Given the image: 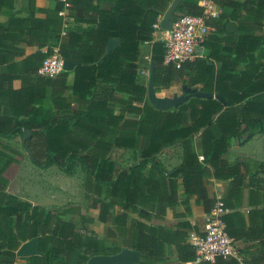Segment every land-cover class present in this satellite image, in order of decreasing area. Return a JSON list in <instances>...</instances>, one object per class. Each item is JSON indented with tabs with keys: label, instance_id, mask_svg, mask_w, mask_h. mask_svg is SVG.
Returning a JSON list of instances; mask_svg holds the SVG:
<instances>
[{
	"label": "trees",
	"instance_id": "1",
	"mask_svg": "<svg viewBox=\"0 0 264 264\" xmlns=\"http://www.w3.org/2000/svg\"><path fill=\"white\" fill-rule=\"evenodd\" d=\"M66 1L67 15L76 24L66 31L60 0L44 9L29 0L26 16L0 22V138L19 135L38 167L56 165L70 174L79 165L88 206L97 210L103 224L101 235L84 231L91 222L85 214L79 213L76 223L63 218L64 213L7 192L3 172L15 158L0 148V264H16L18 247L36 236L38 253L22 257L25 264H86L92 256L113 255L124 247L139 254L136 264H164L166 245H173L180 262H191L195 248L190 222L184 217L170 226L162 222L170 209L180 202L186 205L190 198L209 212L215 200L205 187L208 170L217 179L237 178L238 163L228 164L223 154L234 138L249 139L263 130L264 0L248 8L252 26L261 34L248 32L233 12L236 33L227 32L229 17L221 13L214 22L215 42L207 45L213 61L195 59L179 68L164 63L163 42L153 38V24L172 0ZM12 2L0 0V10L12 8ZM219 5L236 10L240 0H219ZM39 10L45 17L34 15ZM180 14H200L197 0H182L173 16ZM110 38L119 43L106 52ZM143 42L152 43L156 92L176 83L186 88L199 85L200 91L222 96L228 105L217 98L192 96L168 110L155 108L137 72ZM21 43L37 49L15 61L17 53L9 48L14 46L20 56ZM54 48L74 67L53 77L39 74L42 60ZM70 72L73 79L68 84ZM174 144L180 146L181 159L168 169L156 155ZM116 147L130 149L134 163L119 168L111 157ZM109 203L116 206L115 212L109 211ZM227 217L222 216L225 223ZM227 232L232 236L228 225ZM261 244L260 256L244 264H264V241ZM204 264L240 261L219 256Z\"/></svg>",
	"mask_w": 264,
	"mask_h": 264
},
{
	"label": "crops",
	"instance_id": "2",
	"mask_svg": "<svg viewBox=\"0 0 264 264\" xmlns=\"http://www.w3.org/2000/svg\"><path fill=\"white\" fill-rule=\"evenodd\" d=\"M56 1L57 0H34V6L39 9L51 8L55 5ZM258 1L259 0H253V1L250 0L248 2L246 0H240V6L238 7V9L235 10L234 8L229 6L222 7L221 5H219V0H218L217 4L221 9V13H226L227 16L229 17L228 20H225L228 21L226 23L225 30L227 32L236 33L235 31L236 19L232 20L233 19L232 12H233V15H235L239 21L243 22V26L246 28L248 32L256 35L261 34V31L259 30L257 31L256 28L252 26V21L250 20L252 16V10H248L249 7L255 8ZM197 2L200 6V0H197ZM28 3L29 0H13L12 8L10 9L2 8L0 10V22L5 23L8 20V18L11 16H20V17L26 16L28 14ZM34 15L36 17H41V18L45 17V14L40 12V10L35 12ZM62 17H63V31L76 27V24L73 22L72 18L67 15L66 10H65V15ZM229 23L233 24V27L230 28V30H227V24ZM215 33L209 35L206 40L207 58L205 60L207 61H213L208 56L209 49L207 48V45L209 47L210 43L215 42L213 40V35ZM153 38L156 39L155 32H153ZM14 45L18 47V44H14ZM19 45L23 48V51H20L21 53L20 56L18 55L19 50H17L16 48L13 50L14 46H11L9 48L11 52L14 51L17 53L15 61H18L23 57L27 56L28 54L35 52L37 49L36 47H28L27 45H25V43H21ZM151 45H152L151 42H143L139 46L140 56L138 61L137 72L144 77V80H145V74L148 70L150 74V65L152 62ZM45 50L46 47L41 49V51H45ZM214 65L215 67H217L219 63L217 61H214ZM1 69L2 66H0V70ZM72 79H73V75L72 72H70L67 77V83L70 84L72 82ZM148 81H149V77H148ZM18 84L19 82L18 80H16L14 81L13 85L16 88ZM145 84L148 90V83H146V81ZM179 84L182 85L181 83H176L168 88L173 89ZM168 88H163L161 89L160 92L157 93L160 95L169 96V94L163 93V90ZM187 89H192L187 93H190L192 91H200L199 85L196 86L195 88H187ZM205 93H209V92H205ZM210 94H211L210 97L216 98L215 97L216 94L214 93H210ZM169 97H175V96H169ZM241 104H239L237 107L239 108ZM72 105L74 107V104ZM11 138H0V148L2 149L6 148L8 151L9 145L7 143H4L2 140L11 139ZM174 145H178V144H174ZM174 145L164 147L156 155V157L163 163L164 166H165V159L163 158L162 155H164L166 150H168ZM178 147H179L177 151L178 154L175 159V162L171 167H167L168 169L180 163L181 150L179 145ZM116 149H127V148H122V147L113 148V150ZM223 158L228 164L232 165L238 163L241 174H239L237 178L217 179L212 175V169H210L208 170L209 174L207 177H205L204 182L209 197L213 198L214 200H216L217 197H220L224 202V204L226 205L227 211L225 213L228 214L227 222H226L228 225V230L231 232L232 237L235 240V246L238 253L237 258L240 261V264H244L245 260L257 259L260 256L262 251L261 242L264 241V129L260 132H257L249 139H245L242 136L234 138L231 141V145L229 146L227 151L223 154ZM16 162L17 160L15 158V160L11 164ZM8 167L3 172V176L7 179V186L5 188L7 192H10L18 196L23 200L29 201L34 205L42 206L51 212L64 213V215H66L67 213L73 211L75 213H70V215L76 214V212L80 214H84L82 211H79L77 207H64V209L57 207L55 208V206L51 204H47L43 202V200H39L33 196H29L28 194L25 193V189H22L20 187L21 183L16 184L14 178L12 180V177L6 174ZM179 185H180L179 198L180 200H183L184 195L181 189V182H179ZM48 186L49 185L46 186L47 189ZM64 191L65 190L62 188V191L59 194V196L63 195ZM49 198L52 197L48 196L46 199L50 200ZM186 205H188V210L186 208ZM186 205L185 203L180 202L173 209H170L167 212L165 219L163 220L162 223L164 225L170 226L174 222L178 221L180 217H184V219H187L192 225L193 227V229H191L192 233L202 232L204 228L205 215L208 212H206V210L204 211L203 206L197 203L194 198H190ZM109 206H113L114 209L113 210L110 209ZM108 207L110 212H115L117 209L116 206L111 203L108 204ZM92 214H93L92 219L90 217L89 218L92 221L94 220V225H92V223L91 224L87 223L86 225L90 226L91 228H97V229L100 228L101 230L103 224L97 220V210L93 209ZM64 215L62 216L63 218H65ZM65 219H69V218H65ZM87 233L91 234V232H87ZM98 235H101V232L98 233ZM165 255H166V260L164 261V264H183L177 259L173 245L165 246ZM22 257H26V256H17L16 264H25V260L22 259Z\"/></svg>",
	"mask_w": 264,
	"mask_h": 264
},
{
	"label": "built area",
	"instance_id": "3",
	"mask_svg": "<svg viewBox=\"0 0 264 264\" xmlns=\"http://www.w3.org/2000/svg\"><path fill=\"white\" fill-rule=\"evenodd\" d=\"M64 7L59 11L61 16L70 6L66 0H60ZM218 0H200V14H180L173 16L169 29L160 27L163 15H159L153 24L156 39L163 42L164 63L179 68L183 62L195 59H206V40L208 36L217 31L214 22L219 18L221 9ZM65 70L63 58L56 49L54 53L45 57L38 73L53 77ZM149 73V70L146 74ZM227 209L220 197H217L211 210L205 215L203 231L191 233L190 242L195 248V258L185 264L198 262H212L216 257H238L235 240L227 232V225L222 219Z\"/></svg>",
	"mask_w": 264,
	"mask_h": 264
},
{
	"label": "rangeland",
	"instance_id": "4",
	"mask_svg": "<svg viewBox=\"0 0 264 264\" xmlns=\"http://www.w3.org/2000/svg\"><path fill=\"white\" fill-rule=\"evenodd\" d=\"M148 77L149 73L145 74L146 83H148ZM191 90L192 89H187L179 84L173 89H164L163 93L169 94V96H178L184 95ZM2 141L9 145L8 153L17 160L16 163H13L8 167L6 174L11 176L12 180L14 178L16 184L21 183L20 187L25 189L26 194L39 200H43V202L51 204L55 206V208L64 209V207H77L79 211H82L88 218L90 217L92 219L93 209L88 206V200L84 196L82 186L83 171L79 165H77L70 174L60 171L56 165L43 168L37 167L31 162L26 149L21 143V137L19 135L13 136L11 139H3ZM178 148V145H174L162 155L165 159L166 167H171L175 162ZM111 157L115 160L119 168H125L134 163L131 150H113L111 152ZM47 185H49L48 189L46 188ZM62 188L65 191L63 195L59 196ZM48 196H51L52 198L47 200L46 198ZM109 207L112 210L114 209L113 206ZM78 214L79 213L70 215V213H68L64 215V217L77 223ZM91 223L94 225V220H91L88 224ZM84 231L98 235L102 229L91 228L90 226L85 225Z\"/></svg>",
	"mask_w": 264,
	"mask_h": 264
},
{
	"label": "water",
	"instance_id": "5",
	"mask_svg": "<svg viewBox=\"0 0 264 264\" xmlns=\"http://www.w3.org/2000/svg\"><path fill=\"white\" fill-rule=\"evenodd\" d=\"M182 0H172L163 14V18L160 22V27L162 29H169L171 26V22L173 19V15L177 7L180 5ZM233 27V24H227V30ZM119 40L115 38H110L107 43L106 52H109L114 46L118 45ZM63 67L65 70H71L74 67V62L63 59ZM154 63L151 62L150 65V74L148 81V99L150 103L157 109L167 110L173 107H176L186 100H188L191 96L193 97H210V93L200 92V91H192L190 93L169 97L165 95H160L155 91L154 88ZM217 99L221 100L223 103L228 104L222 96L216 95ZM263 129H264V121H263ZM25 135H29V130H25ZM38 241L39 237H33L28 241L24 242L20 245L18 250L16 251L17 256H28L34 255L38 253ZM139 260V254L129 248H122L116 254L113 255H96L92 256L88 259L86 264H136ZM195 264H204L202 262H198Z\"/></svg>",
	"mask_w": 264,
	"mask_h": 264
}]
</instances>
